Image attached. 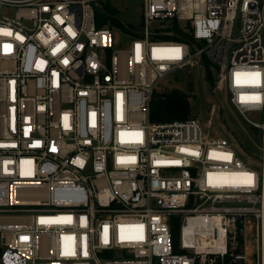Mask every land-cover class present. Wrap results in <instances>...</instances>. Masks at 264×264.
<instances>
[{
    "label": "built area",
    "instance_id": "2783aa9c",
    "mask_svg": "<svg viewBox=\"0 0 264 264\" xmlns=\"http://www.w3.org/2000/svg\"><path fill=\"white\" fill-rule=\"evenodd\" d=\"M103 1L0 0V264H264V0H143L126 51ZM190 68L261 132L249 163L216 107L151 121Z\"/></svg>",
    "mask_w": 264,
    "mask_h": 264
},
{
    "label": "rangeland",
    "instance_id": "374dc122",
    "mask_svg": "<svg viewBox=\"0 0 264 264\" xmlns=\"http://www.w3.org/2000/svg\"><path fill=\"white\" fill-rule=\"evenodd\" d=\"M143 0H107L101 2V6L111 15L120 20L108 18L114 25V48L126 51L129 48V40L134 36L128 31L127 25H132L136 31H140L142 21ZM98 11H100L97 8ZM180 91L188 96L192 103V115L189 120L200 121L205 130L211 125V133L214 137L222 138L230 144H236L235 150L243 156L246 163L250 158L244 155L245 149L238 145L239 141L245 143L248 150H258L261 146V132L246 124L236 109L230 104L228 94L214 87L211 89L202 70L198 68L187 69L175 73L166 79L156 92L171 93ZM215 109V116L211 123V114ZM211 123V125H210ZM252 142V143H251ZM249 166L255 170H261L260 161H254ZM2 249L0 247V255Z\"/></svg>",
    "mask_w": 264,
    "mask_h": 264
},
{
    "label": "trees",
    "instance_id": "16d2710c",
    "mask_svg": "<svg viewBox=\"0 0 264 264\" xmlns=\"http://www.w3.org/2000/svg\"><path fill=\"white\" fill-rule=\"evenodd\" d=\"M174 38L178 40H191L190 37L178 31H176ZM205 77L210 88L214 89L215 79L209 70ZM191 115L192 103L190 102L187 95L180 93V91H173L171 93L155 92L150 105V119L152 122L185 121L189 120L191 118ZM238 145L245 149V152H243L244 155H259L257 150L252 151L246 149L245 143L241 141H239ZM174 233L176 239H178L179 231L175 230Z\"/></svg>",
    "mask_w": 264,
    "mask_h": 264
},
{
    "label": "snow or ice",
    "instance_id": "6c2138e0",
    "mask_svg": "<svg viewBox=\"0 0 264 264\" xmlns=\"http://www.w3.org/2000/svg\"><path fill=\"white\" fill-rule=\"evenodd\" d=\"M178 51H179V50H177V52H178ZM256 75H258V74H256ZM246 182H247V183H251V176H248V177H247Z\"/></svg>",
    "mask_w": 264,
    "mask_h": 264
}]
</instances>
